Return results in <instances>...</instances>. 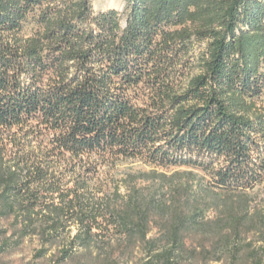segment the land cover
Instances as JSON below:
<instances>
[{
    "label": "trees",
    "instance_id": "trees-1",
    "mask_svg": "<svg viewBox=\"0 0 264 264\" xmlns=\"http://www.w3.org/2000/svg\"><path fill=\"white\" fill-rule=\"evenodd\" d=\"M94 1L0 0V255L264 264V0Z\"/></svg>",
    "mask_w": 264,
    "mask_h": 264
},
{
    "label": "rangeland",
    "instance_id": "rangeland-1",
    "mask_svg": "<svg viewBox=\"0 0 264 264\" xmlns=\"http://www.w3.org/2000/svg\"><path fill=\"white\" fill-rule=\"evenodd\" d=\"M94 11L96 13L105 12L108 10H118L123 12L125 10L126 4L124 0H95L93 2ZM117 171L119 176L125 177L128 174L142 176L147 174L152 170H157L161 173H166L171 175L175 172H193L197 179H201L204 175L201 172L191 171L188 169H177V170H168L164 171L161 169H155L154 167L146 164L142 160H121L117 164ZM253 196L256 197L257 203L264 202V185L257 188L253 193ZM157 231L154 230L151 236H155ZM39 249V244L36 241L27 240L20 248L6 252L5 254L0 255V264H54L53 260L48 258L45 259H36L35 252ZM57 249L53 248L50 254L56 252ZM66 264H91L85 259H78L76 261L67 262ZM123 264V263H121ZM129 264H140L139 256L136 254L129 262ZM222 264V263H215Z\"/></svg>",
    "mask_w": 264,
    "mask_h": 264
}]
</instances>
